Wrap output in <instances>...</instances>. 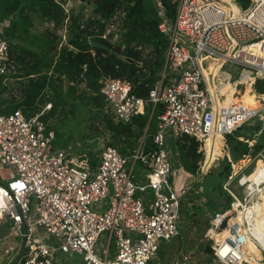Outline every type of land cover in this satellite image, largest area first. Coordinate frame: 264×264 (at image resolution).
I'll return each mask as SVG.
<instances>
[{"label": "built area", "instance_id": "obj_1", "mask_svg": "<svg viewBox=\"0 0 264 264\" xmlns=\"http://www.w3.org/2000/svg\"><path fill=\"white\" fill-rule=\"evenodd\" d=\"M170 1L177 2L175 18L163 14L159 30L168 43L163 78L169 68L174 75L171 84L157 85L147 100L133 95L126 81L106 79L101 88L117 122L131 123L150 105L153 112L160 108L152 149L141 142L131 156H123L107 146L100 151L97 166L91 167L82 155L53 149L56 133L42 119L51 104L36 115L22 109L0 114V172H9L7 177L0 176L4 181L0 219L12 222L14 234L22 241L14 264H74V260L78 264H155L161 244L180 234L181 203L191 190L187 181L193 178L185 173L183 184L178 181L184 171L174 169L167 136L195 139L201 143L200 152L207 155L208 139L219 135L225 144L227 135L253 121L264 123V94L256 91L261 97L257 107L237 111L225 104L207 72L210 62L217 61L220 70L227 64L242 68L234 82L238 88L249 85L256 90L257 83L264 81V0H251L247 9L232 0L239 7L237 14L228 13L231 5L224 0ZM120 25L116 18L109 22L105 38L117 42ZM5 26L0 25V77L16 68ZM244 75L248 82L243 81ZM137 163L148 168L143 185L135 182L132 173ZM205 165L204 160L199 168L204 174L209 171ZM244 179L240 182L246 190L244 204L228 191L233 198L231 209L214 214L205 232L212 251L210 264H251L246 259L250 239L264 264V229L257 227L247 209L260 189ZM106 200L108 209L98 207L95 212V206Z\"/></svg>", "mask_w": 264, "mask_h": 264}, {"label": "trees", "instance_id": "obj_2", "mask_svg": "<svg viewBox=\"0 0 264 264\" xmlns=\"http://www.w3.org/2000/svg\"><path fill=\"white\" fill-rule=\"evenodd\" d=\"M66 1L0 0V25H6L4 36L17 66L16 75L0 77V98L8 91L5 79L13 75L12 78L27 80L21 84L24 89L22 101L15 107L0 108V114L22 109L27 115H36L44 106L51 104L52 109L42 119L50 122L57 118L64 123L70 114H76L82 107L105 111L107 105L101 88L106 79L130 83L132 94L144 100L148 99L159 82L163 81L164 86L169 83L163 78L168 43L159 26L163 21L162 16L175 18L177 2L159 0L162 8H158L154 0H83L85 4L93 6L94 18L83 22V16L72 15L67 27V42L58 50L61 42L55 34L38 36L31 33V29L34 19L42 24L64 26L67 15L63 5ZM236 2L247 9L251 0ZM115 18L122 30L119 40L112 43L103 35L106 25ZM82 85L84 90L76 96L77 87ZM256 91L264 94V81L257 83ZM1 105L4 104L0 99ZM160 113V108L153 112L150 105L144 115L135 117L129 124L117 122L113 115L107 114L103 128L105 134H111L108 146L118 149L123 156H131L146 134L148 150L152 149L151 135L157 129ZM50 128L56 133V149L67 150L68 146H75L70 144V138L66 139L63 132L58 130L59 127L50 125ZM248 133L255 136L257 127L247 125L225 137L227 177L231 174L228 156L232 161L239 162L254 157L260 151L258 145H249L254 139ZM222 145L221 139L217 146L222 148ZM200 147V142L189 137L179 144L183 165L191 173L197 172L203 160ZM86 152L81 154L84 155L83 159L87 158L89 165L96 167L100 152Z\"/></svg>", "mask_w": 264, "mask_h": 264}, {"label": "rangeland", "instance_id": "obj_3", "mask_svg": "<svg viewBox=\"0 0 264 264\" xmlns=\"http://www.w3.org/2000/svg\"><path fill=\"white\" fill-rule=\"evenodd\" d=\"M224 1L231 5L230 7H228L229 12H231V13L233 12L234 14L239 12V7H241L239 4H238V6H239L238 7L236 4L232 3V0H224ZM154 2L157 4L158 8H160L159 4H161V2L159 0H154ZM63 8H64V11L67 15V19L65 21L64 26L56 27L54 24H49V23L42 24L39 21H37V19H34V26L31 29V33L37 34L38 36H43L44 34H47V33L55 34L58 37V40H60V42H61V44L58 46V50H60V48L62 46H64L67 42V27H68V23L70 21L69 19L71 18L72 15L83 16V19H82L83 22H86L87 19L90 17L94 18V14L92 13L93 6L90 3L85 4L83 2V0H67L64 3ZM103 36L105 38V34ZM117 37H118V39L121 37L120 33ZM167 57L168 56H167V51H166V60H167ZM211 65L218 66V68L212 67L209 70L211 72V75L215 76L216 71L221 67V64L219 62L212 61ZM16 70H17V68H16ZM167 70H169V72L168 73L166 72V78L165 79L167 81H169V83H171V79L167 78V76L171 75V73H173V72L169 68H167ZM223 72L224 73L227 72L230 75L231 81H237L240 78L242 68L240 66H234L232 64H227L224 67ZM247 76L248 75H244L243 81L247 80V82H248L249 78ZM171 78H172V76H171ZM10 82H12V85H13L10 88L11 89L13 88V91H14V95L12 96V99L15 102H20L21 99L24 97V89H23V86L21 84H25L27 82V80L26 79L25 80H19V82H16L15 80H10ZM161 84H162V81L158 83V85H161ZM83 90H84V85L77 87V95L76 96L80 95ZM233 91H235V93H236L235 96L240 97V98H242V100H244L243 104L246 103V105H248V106H245L246 109L257 107V105L261 101V97L258 96V93H256V90L252 86L248 85V86H245V88L244 87L238 88L237 85H234ZM230 96H231V94H230ZM241 106H243V105L241 104ZM47 112H49V111H47ZM107 114L112 115V113L110 112V110L107 107H105V111L99 110L97 108L93 109V108L82 107V109L79 110L76 114H72V115L70 114L67 117V120L64 121V123L60 122V120H58L57 118L51 119L49 123H50V125L55 126V128L59 127L58 130L63 132V134L65 135V138L71 139L70 144L75 145L74 147L68 146L67 147L68 149L67 148L66 149L68 151L74 152L76 156H80L81 154L87 153L86 151H95V152L99 153L101 150H103L105 147L108 146V143L111 140V134H108V133L105 134L104 128H103L104 116H106ZM249 125L257 127V134L255 136H253L252 133H248V135L250 137L253 136V139H254L253 141L249 142V144L252 143L251 147L258 145L259 147H257V149H260V151L258 150L259 152H257L254 155V157H250L251 162L249 164L244 163V161L249 160V157L246 158L245 160H241L239 162L233 161L237 165L235 168H233V166H231L232 167L231 172L233 174L232 175L233 180L230 182V187L229 186L225 187V189L227 188V192L230 191V189H231V191H233L232 193L235 194V196L238 198L239 202H243V204H244V198L246 196L245 195L246 190H245V187L240 186V182H241L242 178H246L247 176L254 174L256 172V169H257V163L259 161H261V159L264 160L261 157V156H264V129H263L264 123L261 121H253ZM174 142H175V140L173 139V137L167 136V141H166L167 150L172 151V148L176 149V147L174 146L175 145ZM213 147H216L215 144L213 145ZM53 149H56V147L54 146V142H53ZM177 151L175 150V152L172 154V155H175V163L173 165L176 169L180 166H183L182 156L180 155L178 149H177ZM208 153H209V151H208ZM204 154L205 155H204L203 159L205 160V156H206L205 151H204ZM223 154L224 155H221V157H215L214 158V160H217V161H216L215 165L212 167V169H210V171L208 173L209 176L202 178V180L200 182H198L195 186L198 190H200V188L202 189V190H200L202 199L206 198V201H209L211 203L216 198V194L218 195L220 193L222 198L227 199L228 193H229V192L227 193L224 190V184L226 182L228 184L229 180L224 182L225 178L222 177V176H224L223 174H226V172L224 170H225V167L227 165L226 158H225V156H226L225 152H223ZM82 156H84V155H82ZM207 156H208V154H207ZM6 174H5L6 177L9 176V172H6ZM220 183H223V184H220ZM0 184L3 185L4 181H0ZM215 188H217V189H215ZM214 189L216 192L211 195L210 192L211 191L214 192ZM187 199L189 200V197ZM108 201L109 200H106V201H103L101 204L96 205L94 208V211L98 212V209H97L98 207L101 208L102 210L108 209V206H107ZM230 203H232V200ZM228 207H229V202L224 204V209L228 208ZM231 207H232V205H231ZM231 207L229 209H231ZM193 210L194 211L191 212V214H195L194 213L195 209H193ZM187 218H188L187 211L181 205L180 222H179V226L181 225V231H183L187 227V225H186ZM203 226H204V224H203ZM202 231H203V229H202ZM185 233L186 232L181 233V238L178 239L179 241H181L179 243V245H181V246H183L184 243H187V241L184 240L185 239ZM203 233L204 232H202L201 234H200V232L197 233L199 235L198 239L200 241L203 240V242L208 246V245H210V243L206 242L204 240L205 233L204 234ZM16 239H17V242L19 244L22 243L21 238L17 237ZM165 252H166V250L160 248L159 260L155 264H159V263L160 264H166ZM63 256L65 258L73 260V258H71L69 255H63ZM75 261L76 260H74V264H78V263H75ZM209 261H210V258H209V260L207 258V264ZM210 263L211 262H209V264Z\"/></svg>", "mask_w": 264, "mask_h": 264}, {"label": "crops", "instance_id": "obj_4", "mask_svg": "<svg viewBox=\"0 0 264 264\" xmlns=\"http://www.w3.org/2000/svg\"><path fill=\"white\" fill-rule=\"evenodd\" d=\"M223 71H224V68L221 69L220 71L217 70L216 74H215L216 77L214 76L215 83H216L217 87L219 88L218 89L219 93H220L221 97L224 98L225 104H227V106L232 104L233 107H237V111H241L243 106L245 107L248 105H246V103L243 104L244 100H242V98L234 97V95H236L235 91H233L235 81H231L230 75L227 72L224 73ZM207 72L208 73L210 72L208 68H207ZM11 74L16 75V71L14 70L13 72H11L8 75H11ZM12 76L5 79V81H4L7 88H8V91L6 93H4L0 98L2 104H4V105L0 106L1 109L11 108L13 106L15 107L16 104L20 103L23 99L22 98L20 102H15L12 99V96L14 95V91H13V88L12 89L10 88L13 86L12 82H10V80H15L16 82H19V79L12 78ZM171 76H172V78H171ZM167 78H169V79H171V81H173L174 80L173 73H171V75L167 76ZM170 84L171 83H169L168 85H170ZM168 85H166V86H168ZM220 90H221V92H220ZM230 94H231V96H230ZM241 104L243 106H241ZM147 108L144 110L143 114H140V115H144L146 113ZM152 111H153V108H152ZM184 138H186V137H184ZM184 138H179V139L173 138L175 140L174 146L176 147V149L172 148V151L168 150V152L172 158L173 164L175 163V155H172V154L175 152V150L176 151H177V149L179 150V144H181V142ZM147 139H148V137L146 136V134H144V136L140 140V144H141V142H144L147 145V149H148L149 143H148ZM241 140L243 141V139H241ZM217 143H218V141L215 142V146L217 147L216 148V147H213L214 144H213L212 139H208L206 141V147L209 145L207 147L209 153H207L208 156L206 155L205 167H206V169L209 168L208 169L209 171H210V169H212V167L215 165V163L217 161V160H214L215 156L221 157L222 151L224 152L225 144L223 143L222 148H218ZM249 145L252 146V143ZM139 147H140V145H139ZM199 153H201L200 150H199ZM225 154H226V156H225V158H226L227 157L226 150H225ZM203 158H204V153H203ZM230 160L231 159L228 156V162L231 164V162H233V161L231 160V162H230ZM203 161L204 160H202L200 162V165L203 163ZM244 163L249 164L250 162H249V160H246V161H244ZM200 165H199V168H200ZM183 166H180L177 169L174 167L176 170L184 171L182 173L181 177L178 178L179 179L178 181L181 184H183V180L186 179L185 173L193 176V178L191 180L187 181V183L191 187V190L187 194V196L183 198L182 203H181V205L187 211V216H188V218L186 220L187 227L183 231H181V225H180L179 226V233H180L179 236L170 243H162L160 248L166 250V252H165L166 264H207V258H208V260H209V258H211V252H212L211 247H210V245L207 246L203 242V240L200 241L198 239L199 235L197 233L198 232H200V234L202 232L205 233L207 231V229L210 227V220L214 216V214H216L218 212H224L231 207L232 203H230V202H231V200L233 202V198L227 192V188L225 189V187H228V186L230 187V182L233 180V177H232L233 174L231 172V174L228 177L226 176V174H223L224 176H222L225 178L224 182L229 180L228 184H227V182L224 184V190L228 193L227 199L222 198L221 194L219 193L218 195L216 194V198L211 203L209 201H206V198L202 199L201 191H200L202 189L200 188V190H198L195 187L196 184L202 180V178L209 176L208 175L209 171H207V173L204 174V173H201L199 171V168H198L196 173H191L190 171H188ZM132 173H133L134 180L136 183H138L140 185H143L146 183L148 168L144 164H141V163L135 164L132 167ZM6 175H5V172H0V176L3 177ZM220 184H223V183H220ZM215 189H217V188H215ZM215 189H214V192H212V191L210 192L211 195L216 192ZM230 191H231V189H230ZM231 192H233V191H231ZM149 197H152V193H149ZM188 197H189V200L187 199ZM228 202H229V207L224 209V204H226ZM193 209H195V212H194L195 214H191V212L194 211ZM202 223L204 224V226ZM12 227H13V225H12V222L10 220H6V218L0 219V264H14L18 260L19 254L22 252V243L19 244L17 242L16 238L18 236L14 234ZM202 229H203V231H202ZM184 232H186L184 240H186L187 243L183 242L184 245L181 246V245H179V243L181 241H179L178 239L181 238V233H184ZM208 250H210V251H208ZM184 257H188L187 262H184ZM158 260H159V258H158ZM157 261H156V263H157ZM209 262H208V264H209Z\"/></svg>", "mask_w": 264, "mask_h": 264}, {"label": "bare ground", "instance_id": "obj_5", "mask_svg": "<svg viewBox=\"0 0 264 264\" xmlns=\"http://www.w3.org/2000/svg\"><path fill=\"white\" fill-rule=\"evenodd\" d=\"M227 10H228V7H227ZM228 13H231V12H229V10H228ZM241 58H245V57L241 55ZM215 62H217V61H215ZM211 63H212V61L210 62V65L208 68L209 70L212 67L218 68V66L211 65ZM213 78H214V76H213ZM214 80H215V78H214ZM215 85H216V83H215ZM210 139H212L213 143H214L216 141H220L222 139V137H220L218 135V137L215 136L214 138H210ZM243 181H247V182L252 181L253 183H256L258 185V187L255 190L258 191L260 189L259 194L255 197V199H253L254 204L251 207H248L247 209H248V215L252 214L253 217L255 218V222L257 224V227L258 228L262 227L264 229V184H262V183H264V162L259 161L257 163L256 172L250 176H247ZM239 214H241V212H239ZM239 219L243 220V218H239ZM247 248H248V252H249V257L246 256V259L248 261H250L251 264H262L261 252L258 249L257 245L251 239L247 243Z\"/></svg>", "mask_w": 264, "mask_h": 264}, {"label": "water", "instance_id": "obj_6", "mask_svg": "<svg viewBox=\"0 0 264 264\" xmlns=\"http://www.w3.org/2000/svg\"><path fill=\"white\" fill-rule=\"evenodd\" d=\"M131 62H133L132 60H130ZM138 65L140 66L141 64L138 63Z\"/></svg>", "mask_w": 264, "mask_h": 264}]
</instances>
